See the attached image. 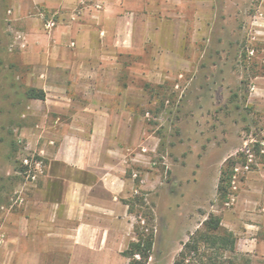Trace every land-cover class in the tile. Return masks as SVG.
<instances>
[{
  "label": "rangeland",
  "instance_id": "obj_1",
  "mask_svg": "<svg viewBox=\"0 0 264 264\" xmlns=\"http://www.w3.org/2000/svg\"><path fill=\"white\" fill-rule=\"evenodd\" d=\"M26 3L0 0V236L7 221L17 228L13 217L46 173L40 149L55 146L57 131L44 124L54 115L44 117L47 102L27 98L25 89L41 88V74H48L46 86L57 92L52 32L58 25L91 26L106 9L102 0L58 10ZM140 6L136 33H113L102 16L106 29L97 35L79 29L80 42L71 45L78 58L100 64L90 72L117 75L125 91L103 99L125 107L112 115L109 131L125 154L123 199L134 229L153 232L147 264H171L209 212L222 218L242 189L264 187V0H140ZM97 40V50L86 47ZM24 156L45 164L36 182L22 173ZM230 156L236 169L229 201L221 203L216 188Z\"/></svg>",
  "mask_w": 264,
  "mask_h": 264
},
{
  "label": "crops",
  "instance_id": "obj_2",
  "mask_svg": "<svg viewBox=\"0 0 264 264\" xmlns=\"http://www.w3.org/2000/svg\"><path fill=\"white\" fill-rule=\"evenodd\" d=\"M25 1L29 6L58 10L72 9L80 0ZM102 1L106 9L98 20L91 19V26L58 25L52 32L49 48L57 49V92L49 91L48 74H41L45 97L40 100L47 102L43 116L54 115L45 118L44 124L57 131L55 146L40 149L47 154L46 173L30 191L21 214L10 219L17 228L8 227L7 221V232L0 236L5 242L0 247L2 264H128L124 251L136 238L129 202L123 199L125 154L109 134L115 128L112 115L125 107L103 101L124 97L125 91L119 92L117 75L90 72L100 64L78 58V48L71 43L79 44V29L95 35L106 29L101 26L105 18L113 33H136L141 6L140 0ZM98 42L86 47L97 50ZM110 83L114 91L109 90ZM221 224L235 234L237 252L248 256L252 264H264L263 186L242 189L223 213Z\"/></svg>",
  "mask_w": 264,
  "mask_h": 264
},
{
  "label": "trees",
  "instance_id": "obj_3",
  "mask_svg": "<svg viewBox=\"0 0 264 264\" xmlns=\"http://www.w3.org/2000/svg\"><path fill=\"white\" fill-rule=\"evenodd\" d=\"M25 96L32 99H44L43 89L27 87ZM235 156L228 157L220 169L217 183V198L221 203L229 201V187L236 169ZM130 212L132 207L129 204ZM136 239L128 243L124 254L128 264H147L151 255L153 232L144 233L137 226L134 229ZM236 236L221 224V216L209 212L188 238L180 243L171 264H252L248 256L235 249Z\"/></svg>",
  "mask_w": 264,
  "mask_h": 264
},
{
  "label": "built area",
  "instance_id": "obj_4",
  "mask_svg": "<svg viewBox=\"0 0 264 264\" xmlns=\"http://www.w3.org/2000/svg\"><path fill=\"white\" fill-rule=\"evenodd\" d=\"M22 173L28 182H36L38 178L44 175L45 164L41 160H34L32 157L24 156L21 159ZM20 201L21 196L17 197Z\"/></svg>",
  "mask_w": 264,
  "mask_h": 264
}]
</instances>
